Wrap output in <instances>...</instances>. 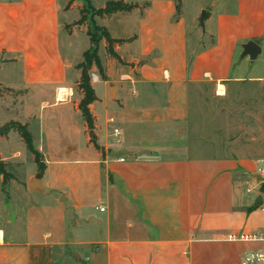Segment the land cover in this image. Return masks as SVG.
<instances>
[{
    "label": "crops",
    "instance_id": "0c3cea01",
    "mask_svg": "<svg viewBox=\"0 0 264 264\" xmlns=\"http://www.w3.org/2000/svg\"><path fill=\"white\" fill-rule=\"evenodd\" d=\"M223 1L201 2L189 17L184 0L131 1L139 7L95 17L113 38L132 40L116 45L121 61L100 42L94 143L79 108L81 74L76 86L69 81L83 61L62 49V31L69 46L79 35L67 29L79 14L67 0H0V127L10 125L0 156L14 164L34 156L20 131L8 155L1 146L21 124L46 161L41 178L21 180L25 231L10 235L0 226V264H240L247 251L264 249L245 238L264 230L257 161L197 156L177 143L191 113L189 86L214 83L223 97L229 82L245 77L233 75L238 48L264 38V0H234L216 15L210 9L202 27L201 12ZM249 78L264 84V76Z\"/></svg>",
    "mask_w": 264,
    "mask_h": 264
},
{
    "label": "rangeland",
    "instance_id": "374dc122",
    "mask_svg": "<svg viewBox=\"0 0 264 264\" xmlns=\"http://www.w3.org/2000/svg\"><path fill=\"white\" fill-rule=\"evenodd\" d=\"M131 1H146V0H126ZM210 0H184V13L187 17L196 12L198 5L201 2ZM229 2H222L219 7L208 6L209 11L213 9L214 15L219 9H233L234 0ZM67 7L72 8L74 12L79 14L81 19V10L87 12V20L83 24H77L78 20H73L67 26L71 32L78 29V37L73 38L72 46L68 44L67 31H62V49L65 56L75 63L84 60V52L91 46L88 30L96 33L95 24L92 21L93 7L99 9L103 8L108 0H67ZM181 2V0H178ZM224 4V5H223ZM202 13V12H201ZM201 16V14H200ZM118 20L110 21L115 33H120L123 30L121 25L117 26ZM239 25H242L241 20H238ZM207 26V25H206ZM190 27V24H189ZM191 28V27H190ZM210 28V23L208 24ZM86 32H85V31ZM202 30V27H201ZM191 32V31H190ZM193 35V34H192ZM100 36V32L98 33ZM263 51L262 54L253 62L249 59L242 58L241 48H238L235 57V68L233 75H244L242 79H236L229 82L227 94L220 97L216 91V85L210 82L197 83L189 86L190 108L191 113L188 122L179 124V131L177 136V143L184 147L187 152L197 156L219 155L231 156L240 155L246 158H253L256 161L264 160V84L259 79H250V76H264V38L258 40ZM101 56H105V50L101 48ZM79 73L76 67H71L69 70V81L73 86H76ZM97 74L100 77V70L94 66L90 70V76ZM127 78H122L125 80ZM92 82V80H91ZM101 84H97L100 92H103ZM16 96H12L11 100L7 101L14 104ZM9 107V106H8ZM11 110L14 107H10ZM3 108L0 107V117L4 115ZM5 111V110H4ZM13 125V123L11 122ZM34 132V128H31ZM36 131V129H35ZM12 141L8 143H1L5 155L9 154L11 147L18 146L19 130L13 129ZM38 143V142H37ZM34 155V154H33ZM42 156L46 168L45 158ZM35 155L30 153L28 157H24L22 161L16 164L9 160L2 159L0 156V226L3 227L8 234L15 231L20 234L26 229L25 220V204L27 201L24 190L21 186V180L28 174L31 178H40L38 176L39 168L36 165ZM4 170V173L1 170ZM38 172V173H37ZM257 176L260 181L258 184L262 187L264 194L263 178L258 171ZM6 176L8 179H6ZM27 178V176H26ZM251 188V187H249ZM253 188V187H252ZM256 193V192H255ZM255 193L250 194L253 200ZM35 198H41L39 194L33 193ZM19 205L18 215H16V208ZM257 206L262 204V197L259 196ZM14 206V209H13Z\"/></svg>",
    "mask_w": 264,
    "mask_h": 264
},
{
    "label": "trees",
    "instance_id": "16d2710c",
    "mask_svg": "<svg viewBox=\"0 0 264 264\" xmlns=\"http://www.w3.org/2000/svg\"><path fill=\"white\" fill-rule=\"evenodd\" d=\"M90 6L93 9L92 21L94 23H96L95 22L96 16H100V17L112 16L115 13L130 12L139 7L138 4L126 2L124 0H109L103 8H99V9L94 8L91 5V3ZM81 16L82 17L80 20H78L77 24H83L87 20V12L85 10H81ZM95 29H96V33L92 32L91 30H88L87 32L91 38L92 46L84 53L83 62H81L77 66L82 71L80 80L78 82V89L83 95L79 104V108L83 114V117L87 121L91 135V140L94 143H95V134H94L95 119L91 112L90 105L98 98L95 89L92 86L90 70L94 66H96L100 70V73L104 76V68L101 62V58L99 56L100 42L101 40L105 39L107 43L106 46L107 53L111 57L121 61V58L115 49L116 45L132 40V39L125 40V39L113 38L105 27L99 26L97 24H95ZM99 32H100V36H98ZM16 126L17 129L20 131L21 136L24 138L28 149L31 152H33V154L35 155V160L39 168L38 176L41 178L45 170V165L44 162L42 161L41 153L34 146L33 135L30 133V131L27 129L26 126H23L21 124H16ZM96 146L97 148H99L98 145ZM1 172L4 173V170L2 169ZM6 179H8L7 176Z\"/></svg>",
    "mask_w": 264,
    "mask_h": 264
},
{
    "label": "built area",
    "instance_id": "2783aa9c",
    "mask_svg": "<svg viewBox=\"0 0 264 264\" xmlns=\"http://www.w3.org/2000/svg\"><path fill=\"white\" fill-rule=\"evenodd\" d=\"M100 77L97 74H92L91 80L96 81ZM110 123H115L116 119L114 117L110 118ZM115 134H119L120 131L118 128L114 129ZM258 164V171L262 177H264V160L257 161ZM264 183V178L262 180ZM248 193H252L253 189L248 188ZM101 210H104L102 207ZM246 239L253 240V241H262L264 242V230L259 233L249 234L245 237ZM240 264H264V249H253L247 251L241 258Z\"/></svg>",
    "mask_w": 264,
    "mask_h": 264
},
{
    "label": "water",
    "instance_id": "95a60500",
    "mask_svg": "<svg viewBox=\"0 0 264 264\" xmlns=\"http://www.w3.org/2000/svg\"><path fill=\"white\" fill-rule=\"evenodd\" d=\"M211 16V12L207 9L203 10L200 16V24L202 27H205V22L209 17ZM243 52H242V58L249 57L251 61H255L260 54H262V47L261 45L255 41V40H249L248 42H245L242 44ZM8 128H10V125H4L0 127V135L3 134ZM39 182V179H35L34 182L31 184V188L37 190V184Z\"/></svg>",
    "mask_w": 264,
    "mask_h": 264
},
{
    "label": "bare ground",
    "instance_id": "6f19581e",
    "mask_svg": "<svg viewBox=\"0 0 264 264\" xmlns=\"http://www.w3.org/2000/svg\"><path fill=\"white\" fill-rule=\"evenodd\" d=\"M221 90H223L222 87H220V91H221ZM1 239H2V238L0 237V240H1Z\"/></svg>",
    "mask_w": 264,
    "mask_h": 264
}]
</instances>
